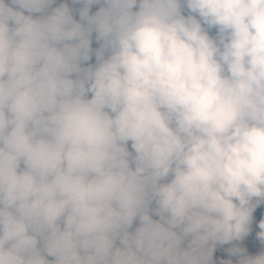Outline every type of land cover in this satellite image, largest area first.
<instances>
[{
	"label": "clouds",
	"instance_id": "9594fccd",
	"mask_svg": "<svg viewBox=\"0 0 264 264\" xmlns=\"http://www.w3.org/2000/svg\"><path fill=\"white\" fill-rule=\"evenodd\" d=\"M73 3L0 0V264H210L264 202V0Z\"/></svg>",
	"mask_w": 264,
	"mask_h": 264
},
{
	"label": "rangeland",
	"instance_id": "374dc122",
	"mask_svg": "<svg viewBox=\"0 0 264 264\" xmlns=\"http://www.w3.org/2000/svg\"><path fill=\"white\" fill-rule=\"evenodd\" d=\"M12 6L18 7L17 5H12ZM69 7L73 9V15L75 16V18L79 19V12H78L79 9L72 6ZM33 15H39V13H34ZM215 31H216L215 28L210 29V34L214 35ZM87 62L85 63L87 64ZM262 218H264V202L257 205V207L253 211V219L250 225L249 234L243 237L241 240L230 241L224 244L218 243L213 251V256L210 264H222V261H226L229 259L233 261V264H235V262L239 259L238 255H234L228 251V249L233 247V245H238L240 247L245 248L250 254H255L256 252L260 251L262 245L260 241L256 238L255 234L256 232L259 231L258 223L259 220Z\"/></svg>",
	"mask_w": 264,
	"mask_h": 264
},
{
	"label": "trees",
	"instance_id": "16d2710c",
	"mask_svg": "<svg viewBox=\"0 0 264 264\" xmlns=\"http://www.w3.org/2000/svg\"><path fill=\"white\" fill-rule=\"evenodd\" d=\"M60 2H61V0L54 1L55 5H51V7L56 6V4H59ZM66 2L68 3L69 6L76 7L78 9H79V7H81V5L79 3H73V0H66ZM51 7H49V8H51ZM98 7H99V5H92L91 6V11L92 10L95 11L96 8H98ZM92 46H93V48L97 47V42L95 41L94 38H93ZM94 61H95V55H93L91 60H89V62H87V63H94ZM49 258H51V257H49Z\"/></svg>",
	"mask_w": 264,
	"mask_h": 264
}]
</instances>
